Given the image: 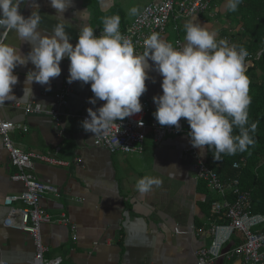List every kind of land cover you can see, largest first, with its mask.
Returning a JSON list of instances; mask_svg holds the SVG:
<instances>
[{"label": "crops", "instance_id": "crops-1", "mask_svg": "<svg viewBox=\"0 0 264 264\" xmlns=\"http://www.w3.org/2000/svg\"><path fill=\"white\" fill-rule=\"evenodd\" d=\"M158 1L73 0L72 7L60 16L49 0H23L19 11L24 18L36 11L40 16L38 31L46 36H51L57 24H63L69 42L75 46L82 26L88 25L102 33L104 18L115 16L112 11L119 9L123 13L120 28H125L146 5ZM227 3L228 0L215 2L214 16L217 11L225 13ZM134 7L138 11L131 15L130 9ZM82 12L83 17L79 15ZM192 21L215 32L216 39L223 33H235L242 28L233 26L232 20L195 15L179 25L178 34L183 44L185 25ZM176 37L170 25L168 40ZM0 42L22 56L32 50V45L21 41L14 31L0 36ZM69 64L67 58L62 59L61 74L50 80V90H47L49 85L33 82L32 95H24V82L26 74L35 70L34 66L31 63L18 66L14 69L18 83L11 93L17 99L0 106L3 121L27 129L26 133L20 131L11 135L12 141L21 144L28 153L57 162L31 159L36 180L57 189L56 194L46 195L40 203L41 209L52 218L50 223L41 226L42 242L48 249L47 259H58L59 264H196L198 251L209 244L207 219L215 195L203 183L194 180L195 161L184 152L192 146L190 137L169 134L158 146L148 139L142 154H111L95 147L94 134L83 130L81 117L89 108L96 111L105 102L88 103L94 98L90 83L80 82L74 87L68 105L61 109L59 123L45 112L56 109L58 92L69 76ZM149 64L152 67L145 81L147 91L140 97L148 118L156 111L153 97L163 94V77L154 70L152 61L149 60ZM28 104H34L43 112L26 114L17 108ZM183 123L187 127L184 119ZM194 150L205 162L206 151ZM13 173L10 158L0 141V264H36L31 236L4 226L10 213L4 206V198L24 194L21 184L10 181ZM144 176L159 178L162 184L142 196L135 186ZM13 208L21 209L22 205L15 204ZM235 243L234 239L230 247ZM215 264L242 262L222 257Z\"/></svg>", "mask_w": 264, "mask_h": 264}, {"label": "clouds", "instance_id": "clouds-1", "mask_svg": "<svg viewBox=\"0 0 264 264\" xmlns=\"http://www.w3.org/2000/svg\"><path fill=\"white\" fill-rule=\"evenodd\" d=\"M23 0H0V36L14 31L21 41L32 45L27 56L0 42V106L17 98L11 94L18 83L14 69L31 63L35 70L26 74L24 95L31 94L33 82L41 86L61 74V61L67 58L69 76L67 83L89 84L94 98L88 103L104 101L102 107L87 110L88 118L81 122L86 133H106L116 121L142 111L140 97L147 91L145 81L148 70L162 77V95L154 96L155 120L161 126L179 129L181 118L190 126L192 147L212 152L214 161L221 162L222 154L235 155L245 152L255 141L249 133H255L257 122L250 126L248 107L249 80L245 60L248 52L226 40H216V33L209 32L198 23L185 25V43L177 50L171 43L152 33L144 40L143 54H136L130 39L120 32L119 16L105 17L102 34L97 37L88 25L81 27L75 46L63 24H57L51 36L38 31L40 16L36 11L24 18L19 11ZM58 15L72 7L73 0H49ZM242 0H228L229 11H237ZM137 8L130 9L135 15ZM85 12V11H84ZM84 12L79 15L83 17ZM39 105V104H38ZM234 128L239 130L233 135ZM91 137V138H92ZM162 181L144 176L136 183V190L143 196ZM54 264H59V260Z\"/></svg>", "mask_w": 264, "mask_h": 264}, {"label": "built area", "instance_id": "built-area-1", "mask_svg": "<svg viewBox=\"0 0 264 264\" xmlns=\"http://www.w3.org/2000/svg\"><path fill=\"white\" fill-rule=\"evenodd\" d=\"M219 0H159L146 5L141 13L125 28H120L121 34L131 40L136 54H143L144 40L152 33H159L160 38L179 50L183 43L179 37L180 23L187 21L195 15L207 14L209 18L214 16L213 8ZM172 25L177 37L173 41L168 40V29ZM102 33L94 31L99 37ZM226 40L229 46L235 45L239 50L234 33L226 32L217 39ZM246 49V48H245ZM247 50V49H246ZM246 60L250 59L249 51ZM80 82L71 84L65 82L58 92L56 109L45 111L50 114L56 123L61 121V109L68 105L70 94L74 87ZM26 114H37L43 111L34 104L17 107ZM88 118V113L81 119ZM179 121V129L175 126H161L154 116L148 118L146 110L113 123L106 133L94 137L95 147L104 148L111 154H142L145 143L151 139L158 146L171 134L179 136L188 135L190 126L184 119ZM27 132L19 124L3 121L0 118V141L3 149L10 158L14 173L10 181L21 184L24 194L11 195L4 198V206L10 209V213L4 226L29 234L34 247V260L36 264H54L57 260L47 259L48 249L44 246L41 236V226L48 224L52 218L41 209L40 203L48 194H56L57 189L43 184L33 176V162L38 159L46 163H57L47 156L28 153L22 147L11 140V135L16 132ZM62 134V131H59ZM195 161L196 183H203L208 191L215 195L210 203V212L207 219L209 244L200 249L196 256V264H215V262L226 257L228 259H239L242 264H261L264 262V215L250 212L251 196L242 191L239 177L220 181L216 174L206 166L194 147L184 149ZM63 165H66L63 163ZM21 204L22 208H13V205ZM240 233V243H235L236 233ZM60 262V261H59Z\"/></svg>", "mask_w": 264, "mask_h": 264}, {"label": "trees", "instance_id": "trees-1", "mask_svg": "<svg viewBox=\"0 0 264 264\" xmlns=\"http://www.w3.org/2000/svg\"><path fill=\"white\" fill-rule=\"evenodd\" d=\"M237 11L245 13L241 27L252 39L250 59L245 60V64L252 63L246 67L251 97L246 127L257 122L256 132L249 133L255 143L245 152L232 156L222 154L221 162L214 161L212 152L205 150V164L220 181L239 177L242 191L251 196L250 212L264 215V0H242ZM112 14L122 20L123 13L119 9H114ZM238 134L239 130L234 128L233 135ZM235 240L237 244L242 242L240 233H236Z\"/></svg>", "mask_w": 264, "mask_h": 264}, {"label": "rangeland", "instance_id": "rangeland-1", "mask_svg": "<svg viewBox=\"0 0 264 264\" xmlns=\"http://www.w3.org/2000/svg\"><path fill=\"white\" fill-rule=\"evenodd\" d=\"M221 1H223V0H221ZM238 12L237 11L232 12V11L227 10L225 13L221 14L220 12L217 11V13H215V16H213L212 18L214 20H218L219 18H224L225 20H232L231 22H232L233 26L240 27L242 22H245L244 21L245 20V15H244V13L239 14L240 12L239 13ZM233 16H235V17L233 18ZM209 19H211V18H209ZM236 27H235V29H236ZM235 31H236L235 32L236 34L234 33V35L236 37V41L238 43V46L246 48L248 51L251 52L252 51V47H251L250 43H251L252 39L250 38V36L246 35L244 33V31L242 30V28L241 29H236ZM249 64L251 65L252 63H249ZM259 77L261 78L263 76L261 74H259Z\"/></svg>", "mask_w": 264, "mask_h": 264}]
</instances>
